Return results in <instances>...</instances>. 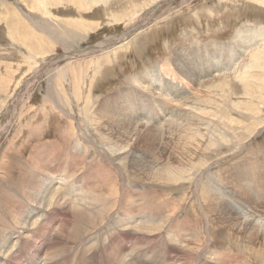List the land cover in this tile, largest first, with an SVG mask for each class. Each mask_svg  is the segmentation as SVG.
<instances>
[{"label":"rangeland","instance_id":"1","mask_svg":"<svg viewBox=\"0 0 264 264\" xmlns=\"http://www.w3.org/2000/svg\"><path fill=\"white\" fill-rule=\"evenodd\" d=\"M160 1L0 0L9 264H109L119 243L127 260L138 244L155 264H264V0ZM45 168L47 210L25 192ZM18 204L38 220L25 237ZM126 208L155 229L125 231Z\"/></svg>","mask_w":264,"mask_h":264},{"label":"bare ground","instance_id":"2","mask_svg":"<svg viewBox=\"0 0 264 264\" xmlns=\"http://www.w3.org/2000/svg\"><path fill=\"white\" fill-rule=\"evenodd\" d=\"M59 1V0H58ZM160 1V0H159ZM85 2H87V1H85ZM96 2V1H95ZM161 2V1H160ZM98 3V2H97ZM159 3V2H158ZM157 3V4H158ZM12 18V17H11ZM14 23V22H13ZM12 26H14V25H12ZM16 27V26H15ZM78 28V27H77ZM20 29V28H19ZM79 29V28H78ZM21 30H22V28H21ZM13 31H14V29H13ZM73 31V30H72ZM71 31V32H72ZM70 32V33H71ZM21 33V32H20ZM27 33V32H26ZM74 33V32H73ZM76 33H78L77 31H76ZM29 34V33H28ZM254 34V33H253ZM260 34V33H259ZM33 35H34V33H33ZM75 35V34H74ZM252 35V34H251ZM76 36V35H75ZM31 37V36H30ZM36 37V36H35ZM78 38V37H77ZM75 39V38H74ZM109 41V40H108ZM252 41V40H251ZM253 42V41H252ZM234 43V42H233ZM235 44V43H234ZM233 44V45H234ZM104 45V44H103ZM110 45V43H108L107 45L105 44V47L104 48H107L108 46ZM235 48V47H234ZM245 51V50H244ZM175 52V51H174ZM242 52V51H241ZM188 64V63H187ZM178 67H180V70L182 71V66H184V67H186V69H188V67H190V66H188V65H185L184 63L182 64V66L180 65V64H178L177 65ZM193 66V65H192ZM100 72V71H99ZM188 74V73H187ZM142 87V86H141ZM148 87V86H147ZM150 88V87H149ZM154 90V89H153ZM147 91H148V89H147ZM155 91V90H154ZM157 91V90H156ZM150 93V92H149ZM150 95H151V93H150ZM155 97V96H154ZM51 99V98H50ZM92 137V136H91ZM41 156H43L42 154H41ZM45 156V155H44ZM40 159V158H39ZM45 159H46V156H45ZM41 161V160H40ZM42 164V163H41ZM44 164H46V163H44ZM33 166V165H32ZM42 166V165H41ZM47 166V165H46ZM37 167V166H36ZM36 167H33L34 169L33 170H35L36 169ZM38 167H40V166H38ZM37 167V168H38ZM45 167V166H44ZM33 170H29L30 171V173H29V183H28V186H27V188H25L26 189V191L25 192H31L32 190H35V189H39L38 187L43 183L44 184V182L46 181V178L48 179L49 178V176L47 177V173H48V170H47V168H45V169H42V170H37V172L39 173V176L37 175V173H35V174H32V171ZM35 172V171H34ZM74 175V174H73ZM66 177V176H65ZM70 178V177H69ZM54 179V177L53 178H49L48 180H53ZM62 179H63V177H62ZM71 179V178H70ZM177 179V178H176ZM64 183H66V182H64ZM64 183H62L63 185H64ZM67 184V183H66ZM65 184V185H66ZM90 184V183H89ZM98 184V183H97ZM58 186L60 187V185L58 184ZM88 187V186H87ZM39 190H41L40 191V193H38L39 194V200L38 199H36L35 198V196H33L32 195V197H31V195H30V197H31V199H32V202H35V204L37 203V201H38V204H39V206L42 208H46V210L48 209V208H51L52 206H53V204L55 203V202H57V199H55V197L57 196V195H59V193H58V189H50V188H48V187H45L44 186V189H39ZM38 190V191H39ZM64 190V189H63ZM89 190V189H88ZM67 194V193H66ZM71 194V193H70ZM88 194V193H87ZM24 196V195H23ZM70 196V195H69ZM73 196V195H72ZM82 196V195H81ZM84 196V195H83ZM91 195H89L88 197L86 196V197H81V204H82V206L84 207V206H87L88 207V205H86L85 203H87V204H91L92 205V203L89 201V199L92 201V200H96L97 198H96V194L95 195H92L91 197H90ZM25 197V196H24ZM26 197H27V195H26ZM29 197V196H28ZM28 197H27V200H28ZM36 197H38V195H36ZM71 197V196H70ZM75 197V196H74ZM22 198V197H21ZM78 198H80V197H78ZM61 199H63V201H65V202H67V200H68V202H69V199H67V198H63V197H61ZM71 199H74V198H71ZM33 200H37V201H33ZM125 200V199H124ZM133 200V199H132ZM19 201V200H18ZM25 201H26V198H25ZM30 201V200H29ZM39 201H40V203H39ZM75 201H77V200H75ZM74 200H71L70 201V203L73 205V206H78V204H77V202H75ZM135 201H137V200H135ZM135 201H133V202H135ZM24 202V201H23ZM28 202V201H27ZM79 202V201H78ZM133 202H132V206H130V207H133ZM26 203V202H25ZM24 203V204H25ZM29 203V202H28ZM136 203V202H135ZM20 204V203H19ZM18 204V205H19ZM32 204V203H31ZM59 204H60V202H59ZM58 204V205H59ZM33 205V204H32ZM37 205V204H36ZM69 205V204H68ZM35 206V205H34ZM62 206V205H61ZM81 206V207H82ZM80 207V206H79ZM79 207H78V209H79ZM129 207V208H130ZM135 207V206H134ZM19 209H18V214L19 215H17V213H16V215H17V219H16V222H17V220H18V222H19V224H18V226L19 227H21V230H22V237H25V235L27 234L26 232H25V230L28 232L29 230H31V229H33V228H35V227H37V222H38V220H37V222L35 221V220H31L30 218H28L27 220H23L22 219V217H23V215L25 214V211H24V205H19V207H18ZM53 208V207H52ZM57 208V207H56ZM125 209V210H123L124 212H129V219H130V221H128L127 222V226H129V227H126L125 228V231H130L131 229H132V232L133 231H135V230H139L138 231V233L140 234H147V233H145L144 231H147V230H154L155 228L153 227V226H150V225H146L145 223H149V222H153V221H150V220H147V221H145V220H139L138 219V213H135L134 211H130V210H132V208L131 209ZM140 208V207H139ZM77 209V210H78ZM84 209V208H83ZM102 207H101V211H102ZM45 210V209H44ZM51 210V209H50ZM65 210V209H64ZM76 210V211H77ZM135 210V209H134ZM137 210V209H136ZM135 210V211H136ZM17 211V210H16ZM80 211H81V209H80ZM84 211V210H83ZM138 211V210H137ZM70 212V211H69ZM104 211H102V213H103ZM97 213H99V211H97ZM101 213V214H102ZM141 213V212H140ZM49 214V213H48ZM58 214H59V212H58ZM80 214V213H79ZM82 214V213H81ZM86 214V213H85ZM88 215V214H87ZM127 215V214H126ZM215 215V214H214ZM105 216V215H104ZM104 216L102 215V216H100V218L102 217V220L103 221H105V218H104ZM238 216V215H237ZM16 217V216H15ZM56 217V216H55ZM99 217V216H98ZM151 217H152V215H151ZM155 217V216H154ZM36 218H38L37 216H36ZM15 219V218H14ZM40 219V218H39ZM94 219V218H93ZM113 220V219H112ZM157 220V219H156ZM160 220V219H159ZM15 221V220H14ZM161 221V220H160ZM205 221V220H204ZM93 222V221H92ZM162 222V221H161ZM154 223V222H153ZM163 223H165V222H163ZM244 224H246V223H244ZM135 225V227L137 228H135V227H132V226H134ZM44 226V225H43ZM46 226V225H45ZM158 226V225H157ZM130 227H132V228H130ZM161 227V226H160ZM157 228V227H156ZM24 230V231H23ZM38 230V229H37ZM44 230V229H43ZM123 231V230H122ZM148 232V231H147ZM175 232V231H174ZM178 232V231H177ZM26 233V234H25ZM43 233V232H42ZM44 233H46V232H44ZM48 233V232H47ZM117 233V232H116ZM137 234V233H136ZM4 235V234H3ZM17 235V234H16ZM118 235V234H117ZM34 236V235H33ZM146 236V235H145ZM5 237V236H4ZM3 237V238H4ZM129 237V236H128ZM174 237V236H173ZM15 238V237H14ZM18 238H19V236H18ZM27 238H28V236H27ZM127 238V237H126ZM104 239V238H103ZM111 239V238H110ZM173 239V238H172ZM175 239V238H174ZM179 239V238H178ZM20 240V239H19ZM24 240H26V239H24ZM105 240V239H104ZM112 240V239H111ZM14 241V240H13ZM12 241V238H4V239H2V237H1V239H0V264H9L8 262L10 261L9 259H10V254H12V252H13V250L19 245V242H18V240L16 241L15 240V242L14 243H12L13 242ZM176 241V240H175ZM188 241V240H187ZM23 242V241H22ZM186 242V241H185ZM103 243V242H102ZM112 243H114V242H112ZM117 243V242H116ZM188 244V243H187ZM58 245V244H57ZM33 246V245H32ZM106 246H108V245H106ZM117 246L118 247H116V248H114V251L112 250V252H114L113 253V257H114V259H112V260H110V262H109V264H155L154 263V261L151 259V254H150V252L149 251H147V250H142V249H140L139 247V245L137 244L136 246H133V249L131 250L133 253H134V255H133V257L131 258V259H129V260H127L126 258H125V255H124V253H126V250H127V248L126 247H124L125 245H122V244H117ZM102 247V246H101ZM89 248V247H88ZM244 248V247H243ZM91 249V248H90ZM102 249V248H101ZM237 249V248H236ZM86 250V249H85ZM100 250V249H99ZM104 250V249H103ZM129 250V249H128ZM36 251H38V255L39 254H41V251L39 250V249H37ZM91 251V250H90ZM130 251V252H131ZM237 251V250H236ZM242 251V250H241ZM87 252V251H86ZM37 254V253H36ZM89 254V253H88ZM85 255H86V253H85ZM127 255H129L128 253H127ZM130 255H132L131 253H130ZM83 256V255H82ZM47 257V256H46ZM127 257V256H126ZM12 258V257H11ZM48 259H49V257H47ZM129 258V257H128ZM263 258V259H262ZM73 259V258H72ZM108 259V258H107ZM258 259H262V260H264V257H260V258H258ZM257 259V260H258ZM50 260V259H49ZM56 260V259H55ZM78 260V259H77ZM224 260V259H223ZM261 260V261H262ZM53 261V260H52ZM74 261V260H73ZM44 262V261H43ZM55 262V261H54ZM56 262H57V260H56ZM70 262H71V260H70ZM264 262V261H263ZM47 263V262H46ZM72 263V262H71ZM42 264V263H41ZM51 264H53L52 262H51ZM73 264V263H72Z\"/></svg>","mask_w":264,"mask_h":264}]
</instances>
